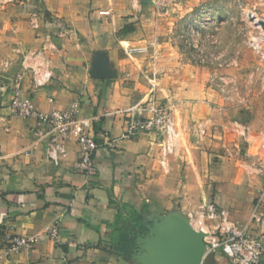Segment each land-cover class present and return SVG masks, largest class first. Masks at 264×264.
<instances>
[{"label": "crops", "instance_id": "1", "mask_svg": "<svg viewBox=\"0 0 264 264\" xmlns=\"http://www.w3.org/2000/svg\"><path fill=\"white\" fill-rule=\"evenodd\" d=\"M170 29L171 20L154 0L0 6V264H140L110 244L115 228L128 226L136 238L144 233L133 221L136 214L143 223L167 214L189 220L214 203L231 222L248 221L264 175L250 155H239V107L212 85L206 66L182 59ZM32 55L29 63L40 75L50 74L41 84L23 64ZM16 89L39 112L76 102L79 118L96 117L95 176L76 167L73 136L62 141L57 160L51 158L36 118L11 111ZM152 91L174 106L169 153L154 133L122 137L123 111ZM55 222L58 239L4 254L5 233L42 232ZM251 232H264V217ZM203 264L235 263L216 251Z\"/></svg>", "mask_w": 264, "mask_h": 264}, {"label": "rangeland", "instance_id": "2", "mask_svg": "<svg viewBox=\"0 0 264 264\" xmlns=\"http://www.w3.org/2000/svg\"><path fill=\"white\" fill-rule=\"evenodd\" d=\"M16 1L39 0H0V6ZM161 9L171 20V42L182 52V59L206 66L212 85L228 102L239 107L235 115L239 126L253 132L248 142L238 128L241 138L234 140L239 141V155L243 159L250 155V162L262 172L264 33L249 15L264 20V4L261 0H169ZM222 19L226 22L219 23ZM260 37L261 49L257 51L252 43ZM189 222L196 230L197 222L212 223L201 214L191 216Z\"/></svg>", "mask_w": 264, "mask_h": 264}, {"label": "built area", "instance_id": "3", "mask_svg": "<svg viewBox=\"0 0 264 264\" xmlns=\"http://www.w3.org/2000/svg\"><path fill=\"white\" fill-rule=\"evenodd\" d=\"M168 1L154 0V3L156 7L161 8ZM261 1L264 4V0ZM100 13L102 12L100 11ZM33 18H35V15H33ZM249 18L264 33V25L260 24V20L256 15L250 14ZM33 23L35 24V22ZM261 40L262 37L252 43V46L257 51L261 49ZM33 57L34 55L23 57V64L32 72L35 83L41 84L42 78L49 77L50 74L49 72H42V75H40L39 68H35L29 63V58ZM10 108L16 115L23 117L34 116L36 118L41 130L38 132L39 135L44 136L46 134L48 136L47 146L51 148L50 154L54 161L57 160L56 151L62 149V141L73 136L78 150L76 167L88 176H95L98 173L95 161L98 143L95 140L93 130L96 117L79 118L77 116L78 103L74 102L66 109L42 113L34 108L33 101L29 96L21 95L20 91L16 89L10 102ZM173 109L172 103H169L167 99L158 97L152 91L147 100L123 111L125 126L122 137L134 138L141 133H154L160 136L163 153L171 152L175 134ZM239 133L245 141H249L253 137L252 133L244 127L239 129ZM262 141L264 145V137ZM261 169L264 173V159L261 163ZM263 206L264 185L256 196L250 218L243 225L231 222L227 211L217 207L214 203H209L192 214V216L201 214L203 218L206 217L212 222L207 225L197 222L199 231L204 232V258L216 251H220L235 264H260L263 255L264 232L254 235L251 232V225L255 222L257 223V221L260 222V219L264 217ZM58 237V222H55L49 229L42 232L31 234L5 233L2 250L5 255H10L22 249L33 248L41 240H56Z\"/></svg>", "mask_w": 264, "mask_h": 264}, {"label": "water", "instance_id": "4", "mask_svg": "<svg viewBox=\"0 0 264 264\" xmlns=\"http://www.w3.org/2000/svg\"><path fill=\"white\" fill-rule=\"evenodd\" d=\"M145 1V0H143ZM260 24L264 22L260 20ZM131 257L140 264H203L204 232L187 218L175 214L156 215L144 222Z\"/></svg>", "mask_w": 264, "mask_h": 264}, {"label": "trees", "instance_id": "5", "mask_svg": "<svg viewBox=\"0 0 264 264\" xmlns=\"http://www.w3.org/2000/svg\"><path fill=\"white\" fill-rule=\"evenodd\" d=\"M98 133V129L95 127V133ZM133 221L135 222V225L139 226V230L141 232L145 231V225L141 221V217H139L138 214L134 215ZM128 226L122 228H115L113 232L111 233L110 237V244L114 247L117 253L128 257L131 255L133 248L136 245V236L135 234H132V231L130 230Z\"/></svg>", "mask_w": 264, "mask_h": 264}]
</instances>
